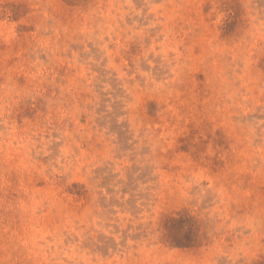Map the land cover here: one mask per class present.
<instances>
[{"label":"rangeland","instance_id":"rangeland-1","mask_svg":"<svg viewBox=\"0 0 264 264\" xmlns=\"http://www.w3.org/2000/svg\"><path fill=\"white\" fill-rule=\"evenodd\" d=\"M0 264H264V0H0Z\"/></svg>","mask_w":264,"mask_h":264}]
</instances>
